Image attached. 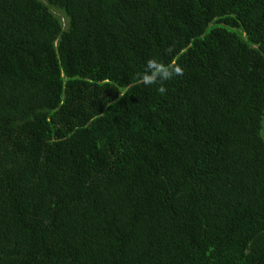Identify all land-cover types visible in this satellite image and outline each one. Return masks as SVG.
Listing matches in <instances>:
<instances>
[{
	"label": "trees",
	"instance_id": "trees-1",
	"mask_svg": "<svg viewBox=\"0 0 264 264\" xmlns=\"http://www.w3.org/2000/svg\"><path fill=\"white\" fill-rule=\"evenodd\" d=\"M0 264H264V0H0Z\"/></svg>",
	"mask_w": 264,
	"mask_h": 264
},
{
	"label": "clouds",
	"instance_id": "clouds-1",
	"mask_svg": "<svg viewBox=\"0 0 264 264\" xmlns=\"http://www.w3.org/2000/svg\"><path fill=\"white\" fill-rule=\"evenodd\" d=\"M179 69L176 70H165L157 73L156 79H147L144 76H141L140 78L144 79L145 84H152V83H160L171 79L174 75L178 74ZM160 91H163V88L160 89Z\"/></svg>",
	"mask_w": 264,
	"mask_h": 264
}]
</instances>
